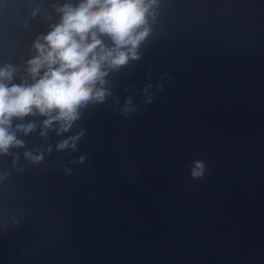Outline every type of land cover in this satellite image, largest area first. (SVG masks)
<instances>
[{"label": "water", "instance_id": "obj_1", "mask_svg": "<svg viewBox=\"0 0 264 264\" xmlns=\"http://www.w3.org/2000/svg\"><path fill=\"white\" fill-rule=\"evenodd\" d=\"M81 2L0 0L7 86L35 82L33 42ZM149 13L139 59L108 70L105 99L70 129L35 109L12 118L22 146L0 152V264H264V0Z\"/></svg>", "mask_w": 264, "mask_h": 264}, {"label": "clouds", "instance_id": "obj_2", "mask_svg": "<svg viewBox=\"0 0 264 264\" xmlns=\"http://www.w3.org/2000/svg\"><path fill=\"white\" fill-rule=\"evenodd\" d=\"M154 3L155 0H82L75 7L65 4L58 8L60 22L33 42L37 55L27 62V72L35 82L7 86L3 81H10L16 69L11 65L0 68V152L22 146L9 131L13 117L35 114V109L49 117L43 122L44 128L58 121L59 130L66 131L79 118L80 106L89 101L103 102L108 94L103 87L108 70L139 59L138 46L148 35L146 14H150ZM98 33L110 37L112 46L106 47ZM53 112L55 115H50ZM33 127L18 125L17 130L27 133ZM76 139H64L57 147L75 148ZM25 156L35 161L42 159L30 153ZM202 171L203 165L197 161L193 177H199Z\"/></svg>", "mask_w": 264, "mask_h": 264}]
</instances>
